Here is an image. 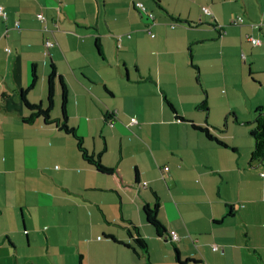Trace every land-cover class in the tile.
Wrapping results in <instances>:
<instances>
[{"label":"crops","instance_id":"obj_1","mask_svg":"<svg viewBox=\"0 0 264 264\" xmlns=\"http://www.w3.org/2000/svg\"><path fill=\"white\" fill-rule=\"evenodd\" d=\"M0 5V264H39L20 249L41 247V235L50 252L58 229L77 247L73 264L79 255L90 264V241L111 252L106 259L93 254L99 264H181L174 247L181 261L194 260L184 264H264V161L250 160L249 134L254 110L264 107V0ZM46 39L55 45L45 55ZM52 65L67 91V123L111 173L85 161L56 125L22 121L27 112L17 90L29 87L34 66L37 80L26 98L45 107ZM60 91L55 80L52 118L60 115ZM156 200L174 242L145 220L143 205ZM53 206L68 209L61 222L44 223L40 209ZM131 224L146 239L147 255L127 236ZM45 253L43 264H58Z\"/></svg>","mask_w":264,"mask_h":264},{"label":"trees","instance_id":"obj_2","mask_svg":"<svg viewBox=\"0 0 264 264\" xmlns=\"http://www.w3.org/2000/svg\"><path fill=\"white\" fill-rule=\"evenodd\" d=\"M3 9L5 11L4 7H3ZM140 12L146 15V13H144L142 11H140ZM38 13H41V12H38ZM38 13H36V15ZM0 17L3 19L6 18V11H5V16L3 17L2 15H0ZM238 19H242V18L238 17L237 20ZM255 25H257L256 27H258V24H253L252 27H255ZM44 41H43V48H44L43 53L46 55L47 50L50 47L45 49ZM54 45H55V41H54ZM45 50H46V53H45ZM36 80H37V75L35 72V67L33 66L32 72H31V82H30L29 87L25 90L24 89H18L17 90L18 97L21 100V102L23 103V106L27 112V114L22 117V121L24 123L31 124V123L35 122L37 119H41V120H43V122L45 124L56 125L60 131L64 132L65 134L71 135L74 138V140L76 142V146L78 148V151L80 152L81 157L85 161H87L89 164L94 166L95 169L101 173H104V174L111 173L112 169L104 166L101 163L100 154H93V153L88 152V150L84 146L83 138L81 136H79V134L76 132L74 127L69 126V124L67 123V112H66L67 91H66L64 84L62 83V80L60 79V77H58L57 73L55 72L53 65L51 66L50 72H49L48 77H47V95H46V106L45 107H43L40 103L39 104L30 103L26 98L27 92L35 86ZM55 80H58L60 82V86H61V91H60V93H61L60 110L61 111H60L59 117L52 118L50 116V112H51L52 107H53L54 82H55ZM2 96L4 97L5 94H3ZM164 102L170 108V110L174 112V108H173L172 104L170 103V101L167 100L166 98H164ZM250 124H251V126H250L249 134L253 139V148H252V151L250 154L251 155L250 160L251 161H254V160L264 161V107H257L254 110V118ZM193 127L198 129L199 131L203 132L207 138L213 139L219 145L225 146V147L227 146V144L225 142H223L222 140L218 139L217 137H214L213 135H211L207 128H204L201 126H195V125H193ZM158 205H159L158 200H156L154 202V204H152V205L144 204L142 207L143 215H144L147 223L155 230V233L157 234V236H159V237H164V236L170 237V235L167 234L166 228L158 219V216H157ZM230 214L231 213L229 212V215ZM126 229H127L126 230L127 236L132 241V243L136 247H138L139 249L142 250V254L147 255L148 243H147L146 239L140 234L138 227L134 224L133 225L131 224L130 227H127ZM106 237L110 238L115 243H118L122 246L131 247L130 244H126V243H123L121 241H118L111 235H108ZM176 240H172V241L174 242ZM174 251H175V254L177 256V261L181 264H184L187 261H194V260H190V259L185 260V261H181L178 257V250L176 247H174ZM81 261H82V256L79 255L77 264H81ZM29 264H33V263H29Z\"/></svg>","mask_w":264,"mask_h":264},{"label":"rangeland","instance_id":"obj_3","mask_svg":"<svg viewBox=\"0 0 264 264\" xmlns=\"http://www.w3.org/2000/svg\"><path fill=\"white\" fill-rule=\"evenodd\" d=\"M13 192L15 194H18V195L20 194L19 191H17V189H13L11 191V193H13ZM1 197H2V192L0 193V198ZM66 209H68V207H66L65 209H62L61 206H53V207H50V208H45V212H42L43 209H40L39 212L43 213V216H44V221L43 222L44 223H48L47 221L54 222V220H57V221L61 222L62 219L60 218V215H62V213ZM71 209H72V207H71ZM19 215H20V213H19ZM55 217H57V218H55ZM33 220H34V224L35 225H37L39 223V218L38 217L34 218ZM32 223H33V221H32ZM45 225H48V224H45ZM43 226L44 225H42V227ZM57 232L59 233V235L55 236L54 238H53V235L51 237L53 239H52L51 243L49 244L50 248H51L50 252H48V253L46 252L45 253V251H47V250L44 247L45 246L44 242H42V240H41V235L38 236L39 237L38 238V243L41 244V247H38L37 246V242H36V244L32 243V245H30L29 248L28 247H24V248L22 247L20 249V252L21 253H29V254L33 255L34 259L37 262H39V264H43V262L45 260V258L40 257V255L43 254V253H45V257L46 258L48 256H50L58 264H73V262H71L70 253L71 252L72 253L77 252V247H76L75 243H72L70 245L64 243V230L63 229H58ZM42 236H44L43 233H42ZM100 238L104 239V237L102 235H100L98 237V239H100ZM89 239L92 240L90 236H89ZM97 243L98 242L94 243L93 241L92 242L90 241L88 244L84 243V245L90 247V250H91L92 256H91V259H90V264H95L96 263L94 258H93L94 257L93 254L94 255L98 254L97 251H99V253L105 255V256H103V257H105V259H106V255L111 253L108 247L103 248V250L102 249L100 250V249L96 248V246H98ZM37 254H39V257L37 256ZM86 257H87V253H86ZM128 257H131V256H128ZM47 260H49V258H47ZM101 261H102V264H106L107 263L105 260H101ZM49 262H51V260H49ZM81 264H87L86 258L83 257ZM96 264H99V263H96Z\"/></svg>","mask_w":264,"mask_h":264},{"label":"built area","instance_id":"obj_4","mask_svg":"<svg viewBox=\"0 0 264 264\" xmlns=\"http://www.w3.org/2000/svg\"><path fill=\"white\" fill-rule=\"evenodd\" d=\"M135 7H136L138 10H140V11L146 13L147 17L151 18V17L153 16L150 12H146V8L144 7V5H143L141 2H136V3H135ZM203 10H204V11H207V8L204 7ZM0 15H2L3 17L5 16V11H4L2 5H0ZM36 17H37V19L43 24V26H44L43 28L46 29V28H47V26H46V18H45V16L43 15V13H38V14L36 15ZM237 21H241V19H238ZM256 26H257V25H255V27H256ZM151 35H152V34H151ZM152 36H153V35H152ZM246 37H247V39H248L252 44H254V45H259V44H261V40H260L259 38H256V37H253V36H250V35H248V36H246ZM53 45H54V41H53V40L46 39V40L44 41V47H45V49H47V48H49V47H52ZM5 50L10 51L8 48H5ZM45 53H46V50H45ZM130 120H131V121H134L133 118H131ZM165 169H167V167H165ZM170 237H171L172 240H176V239H177V235H176V233H175L174 231H171V232H170ZM214 248H215V247H214Z\"/></svg>","mask_w":264,"mask_h":264},{"label":"water","instance_id":"obj_5","mask_svg":"<svg viewBox=\"0 0 264 264\" xmlns=\"http://www.w3.org/2000/svg\"><path fill=\"white\" fill-rule=\"evenodd\" d=\"M165 240H167V237H166V239Z\"/></svg>","mask_w":264,"mask_h":264}]
</instances>
